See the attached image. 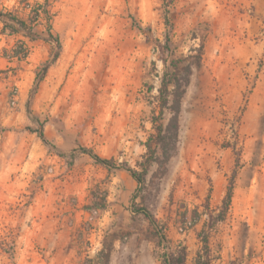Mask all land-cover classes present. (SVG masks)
I'll list each match as a JSON object with an SVG mask.
<instances>
[{
	"label": "rangeland",
	"instance_id": "obj_1",
	"mask_svg": "<svg viewBox=\"0 0 264 264\" xmlns=\"http://www.w3.org/2000/svg\"><path fill=\"white\" fill-rule=\"evenodd\" d=\"M52 12L62 50L30 106L63 157L26 110L51 47L29 43L25 62L11 60L16 40L0 25V264H162L167 248L195 264L206 206L217 214L234 174L226 218L206 230L210 254L264 264V0H53ZM201 47L176 150L168 161L156 150L142 188L78 151L140 171L161 77ZM93 204L105 209L90 213Z\"/></svg>",
	"mask_w": 264,
	"mask_h": 264
},
{
	"label": "trees",
	"instance_id": "obj_2",
	"mask_svg": "<svg viewBox=\"0 0 264 264\" xmlns=\"http://www.w3.org/2000/svg\"><path fill=\"white\" fill-rule=\"evenodd\" d=\"M9 2L13 3L12 6L7 5ZM52 5L53 0H0V25L3 35L16 40L13 48L8 52L5 51L9 53V59L11 60H15L18 63L25 62L30 53L29 43L42 42L51 47L49 59L42 64L40 70L36 74L26 110L30 121L38 127L36 133H38V137L43 145L56 153V155L63 157L64 152L46 140L43 132V124L33 115L30 106L31 100L38 90L41 81L44 79L48 69L56 63L62 50L60 39L53 32L54 14L52 12ZM136 27L138 32L146 37L150 43L153 42L150 29L143 28L141 25ZM155 42L159 43L158 40H155ZM162 49H167V46H162ZM201 57L202 47L199 49L198 56H190L181 60H172L169 69L163 73L157 90V113L154 114L151 119L154 133L148 137L144 144L146 154L144 156V161L139 164L140 171L131 168H119L115 165L113 160L102 158L87 148H79L78 151L87 155L96 164L107 170L125 171L137 184L138 188H142L145 185V178L150 168L159 161L155 156L156 150H161L165 161H168L176 150L182 98L189 85L192 68L200 64ZM191 60H193V62H190ZM164 64L166 65V62H164ZM166 114L168 115V120L164 125L162 120ZM234 180L235 174L230 178L226 194L221 201V206L216 215L210 212L208 205L206 206L207 223L198 234L202 247L196 253L195 264H231L222 262L220 257L212 258L206 230H211L215 223L225 220L231 207L235 185ZM209 194L210 190L208 191L207 200ZM133 205H135L134 201H132V206ZM85 209L92 213L96 210H104L105 207L93 204V206H88ZM132 209L134 215H140L148 222L152 230V236L157 240L158 244H170L163 228L148 209L137 204L133 206ZM186 261L187 252L184 248L177 252L167 248V251L162 257V264H186Z\"/></svg>",
	"mask_w": 264,
	"mask_h": 264
}]
</instances>
